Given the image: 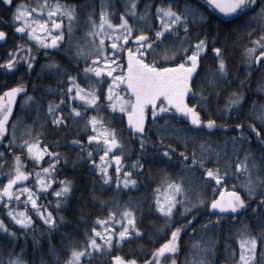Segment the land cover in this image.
Masks as SVG:
<instances>
[{
	"label": "snow or ice",
	"instance_id": "6c2138e0",
	"mask_svg": "<svg viewBox=\"0 0 264 264\" xmlns=\"http://www.w3.org/2000/svg\"><path fill=\"white\" fill-rule=\"evenodd\" d=\"M0 5L9 10L14 32L27 40L17 41L8 50L0 69L15 71L23 65L30 75L43 50L40 72L66 85L45 89L58 92L60 97L47 102L46 115L52 117L54 128L65 127L69 120L83 121L82 138L74 137L68 146L79 150L73 166L79 160L93 171L94 188L99 183L103 189L113 178L117 190L136 186L133 173L139 175L144 168L139 156L152 144L146 128L157 141L154 162L176 167L173 158L179 161L175 175L162 168L161 178L152 188L149 205L162 220L156 232L164 231L166 238L161 237L163 242L153 240L158 246L142 264H177L184 233L192 242L181 264H216V230L227 217L231 218L233 227L229 231L238 248L228 242L226 234L220 264H264V103L258 105L253 100L242 111L248 99L245 81L254 68L264 69V0H144L143 7L138 0H122L123 10L116 23L114 0H101L98 20L94 11L87 14L88 27L81 38L73 35L75 4L63 0H0ZM243 34L248 37L240 49L244 75L232 89L229 60L233 49L228 41L241 39ZM6 37L0 29V41ZM49 53H57L64 63ZM209 56L212 65L207 62ZM81 62L83 68L78 67ZM74 64L77 67L73 68ZM31 86L33 90L39 87L35 82ZM28 87L21 76L0 91V209L12 224L8 227L0 219V240L13 245L7 249V257L0 258V264H28L23 247L17 251L15 245L21 244V238L33 227L32 214L49 233L56 231L65 221L61 209L72 198L74 188L73 181L60 172L61 161L65 166L68 163L66 155L52 150L60 147L58 143L50 145L40 130L31 139H24L21 133L17 142L15 122H11L9 131L18 94L23 97L21 105L35 104L37 113L41 109ZM257 88L264 92V79L258 81ZM226 89L232 90L227 91L221 104L220 96ZM65 106L68 111L63 114L60 109ZM102 108L112 110L109 117L117 111L122 113L127 122L125 131L138 140L137 159L131 161L129 170L122 171L127 141L109 126L112 121L104 118ZM169 113L184 127L164 119ZM159 120L163 123L158 124ZM213 132L233 135L222 142L213 141ZM28 135L32 136L31 127ZM169 139L177 144L167 143ZM252 143L261 149L259 156L252 150ZM14 147L20 151L13 153ZM4 151L11 155L6 170ZM110 166L114 167V177ZM49 193L52 200L48 203L39 199ZM90 195L93 200L99 199L95 190H90ZM254 199L256 203L249 204ZM99 202L102 206L106 203L103 199ZM249 208L257 217L255 233L242 218L237 226V217ZM201 209L212 219L193 228L201 218L197 214ZM136 215L134 206L117 201L115 209L109 206L105 214L90 221L92 226L83 229L80 239L62 234V256L50 241L48 254L54 264H86L93 256H107L114 245L118 247L125 238L139 235ZM81 222L89 223L83 213ZM16 226L19 235L12 230ZM195 236L199 238L193 239ZM33 244H37L35 238ZM39 264L48 262L41 257ZM110 264L138 261L116 254L111 256Z\"/></svg>",
	"mask_w": 264,
	"mask_h": 264
},
{
	"label": "trees",
	"instance_id": "16d2710c",
	"mask_svg": "<svg viewBox=\"0 0 264 264\" xmlns=\"http://www.w3.org/2000/svg\"><path fill=\"white\" fill-rule=\"evenodd\" d=\"M88 5H91V7H88ZM80 6L82 10L81 14H79L80 18H77L75 24L73 25V35L75 38H81L82 34L87 30V14L94 11L95 19H97L100 11V9L92 7V4L88 2L80 4ZM114 7L116 9V19H114L113 22L116 23L118 22L119 12L123 10V7L119 0L114 2ZM109 10H111V6ZM210 19L215 21L214 17H210ZM247 40V35L243 34L241 39H236L233 37L228 41L230 47L233 49L229 60V68L232 73V75L229 76V80L232 82V89L236 88L239 80L244 75L243 65L240 61V49L246 45ZM17 41H20L21 43H27V40L24 36L13 34H7L5 43H0V58L2 61L7 57L8 50L12 49ZM81 42L83 41L81 40ZM65 43H67V35H65ZM33 51H36L34 45ZM61 51H63V49H61ZM49 55L50 57H55L61 63H64L57 53H49ZM42 56L43 50H40V55L37 57L38 63L35 66V70L31 71L30 75L26 73L23 65H19L15 71H8L7 69H4L2 73L0 71V91H2L5 87H9L16 83L17 78L23 76L24 80L29 84L27 91L36 97L41 105V109L39 113H37L35 104L29 106L21 105L20 101L23 99V97L20 96L17 104L15 105L9 123V131H12L11 122H15L17 142H19L21 133L24 134V139H31L35 136L36 131L40 130L43 133V139L46 140L50 145L58 143L60 147L54 148L52 150L59 151L66 155L68 163L65 166L63 161H61L60 172L73 181L74 188L71 193L72 198L66 203L65 207L61 209L65 217L63 225L56 231L49 233L45 229L42 221L35 217L34 214L30 213L33 215L34 225L28 230L26 236L21 238V244L15 245L16 250L19 251L21 247H23L26 253L24 258L28 261V264H34V261L35 264H39L41 257H43L48 262V264H54L53 258L48 254L49 241L55 245L56 249L62 256L64 252V249L60 244L62 234L67 235L68 237L80 239L83 229L86 227L90 228L92 226L90 221L97 215L105 214L109 206L115 209L116 203L118 201L121 205L127 202L130 206H134L136 208V222L137 226L141 229L139 235L137 236L134 234L131 237L125 238V240L122 241L118 247L114 245L113 248L109 250V254L107 256L103 254L93 256L87 260L86 264H110L111 256L116 254H119L125 259L135 258L138 261V264H142V261L148 259V257L151 255V251L158 246V243H154L153 240L163 242L161 237L166 238L164 231L159 233L156 232V229L162 224V220L159 218V214L155 213L149 205V201L152 198V188L161 178V169L167 168V171L170 174L175 175L176 170L179 167V161L176 160L175 157L173 158V164H175L176 167L155 163L154 153L156 152L157 141L152 132L148 131L146 128V132L151 138L152 144L147 146L144 153L140 154L139 156L141 162L144 164V168L140 171L139 175L135 174V172L133 173V176L137 181L136 186L133 187L129 185L128 188L121 187L119 190H117L114 187L116 182L113 178L111 183L109 185H105L103 189L100 188L99 183H97L94 188L92 184V181L95 179L93 171L89 168V165L86 162L79 160H77L75 166H73V160H76L77 156L79 155V150L77 148L68 146L69 142L74 137L82 138V129L80 125L83 123V121L79 120L73 122L69 120L65 127L54 128L50 124L52 117L46 115L47 102L49 100L58 101L60 97L58 92H50L45 89L48 86H50L52 89L66 88V85L57 83L56 78L50 77L46 72H40V63H44V60L41 59ZM207 62L209 65H212L210 56L207 58ZM83 66V62L78 65L80 68H83ZM75 67L77 66L74 64L73 68ZM261 79H264V69L254 68L251 75L245 81L244 89L245 95L248 97V99L246 100L244 109H242V111H246L251 106L253 100H255L258 105L260 103H264V92L257 88L258 81ZM33 82L39 85V87H37L35 90H33L31 86ZM80 82L82 85L85 84L84 81ZM103 87H107L106 82L103 84ZM232 89H226L221 93V104L223 103V97L227 94V91H231ZM99 91L100 89L98 87V92ZM120 91L122 92L123 89ZM101 99H103V97H101ZM73 106L76 105L73 104ZM67 111L68 108L66 106L60 109V112L63 114H66ZM101 111L105 113L104 118L106 120L111 119L112 123L109 126L116 128L118 133L122 134L127 141L126 150L123 157L125 167L122 171L129 170L131 161L137 159V149L139 148L138 140L131 137V135L125 131L127 128V122L122 113L117 111L111 117H109L108 112H111V109L105 110L102 108ZM209 111L211 112L213 110L210 108ZM92 114H95V112ZM213 116L215 118L214 113ZM164 119H167L170 123H176L179 126L184 127L183 122L177 120L176 117L171 113L164 117ZM157 123H163V120H159ZM29 127H31L32 131L31 137L28 135ZM201 135H208V133L202 132ZM231 135H233L231 132H213L211 133V138L213 141L219 140L222 142L224 137ZM167 143L177 144V141L174 139H169ZM188 148L189 151H191L192 145L189 144ZM251 148L258 156L261 154V149L257 147L255 143L251 144ZM0 150L3 149L0 148ZM177 150H179V148ZM17 151H20V149L18 147H14L13 153ZM10 162L11 155L7 151H4L5 170L9 167ZM110 175H113L114 177L113 166H110ZM196 175L199 176L200 173L197 171ZM121 179H123V176H121ZM233 182L234 181H227L226 183L231 184ZM29 183L31 182L29 181ZM90 190H95L99 199L105 200L106 203L102 206L99 202V199L93 200L92 196L90 195ZM39 199L45 203H48L52 200V196L49 193L45 196H40ZM255 203V199L249 201V204ZM52 206H54V204ZM28 207L30 208L31 206L29 205ZM256 212L257 216H259V206H257ZM81 213H83L84 219L89 221V223L81 222ZM205 213V209H201L200 212L197 213L201 218L196 221V223L193 225V228L201 224L205 219H212V217L207 216ZM241 218L244 223L249 225L250 230L253 233L258 230L257 217L252 215L251 208L240 213V216L237 217V226L240 224ZM0 219H3L8 227H12V224L8 221L2 209H0ZM230 219V217L225 218L220 224L219 228L216 230L218 232V242L215 256L216 264H220V261L223 258L226 234L229 237L228 242L232 244L233 247L238 248V246L235 244L232 233L229 231V229L233 227L229 223ZM12 230L17 232L18 235L20 234L19 226L13 227ZM33 238H35L37 241L36 245L33 244ZM198 238L199 236L193 237V239ZM191 242L192 241L188 239V233H184L180 240V250L177 256V264H181V262L188 256V246L191 244ZM12 247V244H7L5 241L0 240V258H6L8 255L7 249ZM257 256H259V251H257Z\"/></svg>",
	"mask_w": 264,
	"mask_h": 264
},
{
	"label": "flooded vegetation",
	"instance_id": "af4514ba",
	"mask_svg": "<svg viewBox=\"0 0 264 264\" xmlns=\"http://www.w3.org/2000/svg\"><path fill=\"white\" fill-rule=\"evenodd\" d=\"M140 1H142V3L144 2V0H140ZM16 2L33 3L34 0H16ZM53 2H55V0H53ZM63 2L68 3V4H75L77 6L76 11H77V18L78 19L80 18L79 14H81V12H82L80 4L88 2V3L92 4V7H96L97 9H100V4H101V0H63ZM114 2H116V0H114ZM88 7H91V5H88ZM9 16H10V13H9V10L7 9V7L0 5V29H3L7 34H13V35H18V36L21 35V34H17L14 32L13 26L9 22ZM98 17L99 16H97V19H98ZM66 23L67 22L65 21V24ZM0 43H5V40L0 41ZM0 61H2L1 58H0ZM0 71L2 73V71H4V69H0ZM18 100H17V102H18ZM17 102H16V104H17Z\"/></svg>",
	"mask_w": 264,
	"mask_h": 264
},
{
	"label": "rangeland",
	"instance_id": "374dc122",
	"mask_svg": "<svg viewBox=\"0 0 264 264\" xmlns=\"http://www.w3.org/2000/svg\"><path fill=\"white\" fill-rule=\"evenodd\" d=\"M119 2L121 3V5H122V0H119ZM138 2H139V4H140V6L141 7H143V3H142V1H140V0H138ZM123 7V6H122ZM153 12H154V10H155V7H154V3H153V6H152V9H151Z\"/></svg>",
	"mask_w": 264,
	"mask_h": 264
},
{
	"label": "water",
	"instance_id": "95a60500",
	"mask_svg": "<svg viewBox=\"0 0 264 264\" xmlns=\"http://www.w3.org/2000/svg\"><path fill=\"white\" fill-rule=\"evenodd\" d=\"M19 97H20V95L18 94V98H17V100L19 99ZM17 100L14 101V104H13V111H14L15 104H16ZM12 114H13V112L10 114V118H9V120H11Z\"/></svg>",
	"mask_w": 264,
	"mask_h": 264
}]
</instances>
